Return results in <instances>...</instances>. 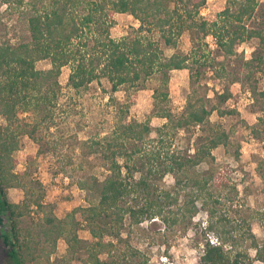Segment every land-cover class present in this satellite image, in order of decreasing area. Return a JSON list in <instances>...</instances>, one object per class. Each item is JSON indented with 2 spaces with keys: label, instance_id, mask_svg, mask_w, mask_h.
I'll use <instances>...</instances> for the list:
<instances>
[{
  "label": "trees",
  "instance_id": "1",
  "mask_svg": "<svg viewBox=\"0 0 264 264\" xmlns=\"http://www.w3.org/2000/svg\"><path fill=\"white\" fill-rule=\"evenodd\" d=\"M1 1L12 6L22 4V0ZM205 2L44 0L41 8L32 7L35 9L28 17L30 41L15 47L0 46V115L5 121V126H0V238L11 264H50L60 239L67 245V257L60 264H147L146 256L122 238L123 230L146 220H160L166 228L177 225L187 228L200 209L206 213L204 236L213 233L216 243L205 237L199 264H252L264 259V241L260 243L256 239L248 220H231L221 208L225 204L221 198L233 203L238 191L229 179V167L215 166L213 150L222 146L229 153L232 145L229 133L220 123L212 122L211 116L214 112L218 117L236 113L225 106L231 93L225 90L218 94L220 106L215 107L210 105L208 97H198L197 89L193 88L179 115L159 104L168 100L171 72L188 70L194 84L205 77L204 72L193 76L190 65L200 60L204 66L208 64L210 49L205 43L206 37L214 39L218 57L222 59L212 60L216 65L213 77L219 80L235 76L225 64L227 58L236 56L234 48L257 39L258 48L252 52V58L241 61L245 73L240 79L251 91L254 106L259 105L264 112V79L259 90L256 77L258 74L264 77V11L260 26L247 25L255 19L259 0H227L224 9L210 23L199 18ZM116 13L129 14L139 23L133 30L134 35L117 40L110 37L112 16ZM184 31L190 33L191 54H182L176 49ZM154 33L174 53L166 56L159 42L153 39ZM44 60L49 61L50 68L37 70L35 64ZM64 67L69 68L67 86L74 91L105 79L112 94L125 88L136 98L141 84L157 78L160 83L152 90V117L166 122L152 129L150 118L138 122L122 117L110 134L84 141L88 154H99L107 168L102 181L94 177L79 181V188L87 193V205L61 217L49 211L42 219L31 218L29 225L22 226L32 206L42 211L44 193L21 203L7 199L9 189L26 190L22 179L27 173L15 169L17 161L13 157L18 150V137L24 130L12 127L29 110L45 111V116H50ZM230 80L239 81L238 76ZM134 100L119 105L120 109L127 112ZM195 130L198 133L190 155L171 149L178 131L195 133ZM152 132L155 138L151 137ZM251 132L256 139L264 135V115L257 118ZM29 136L34 139L32 133ZM239 150L236 145L232 151L236 161L240 158ZM202 163L208 168L199 171L197 167ZM166 175L173 178L172 191L154 189L152 180ZM25 192L33 194L31 190ZM137 195L143 196L141 201ZM77 215L85 222L92 241L78 236L81 223ZM243 242H249L250 248L256 251L255 257L247 250L235 248ZM120 244L126 251L118 250ZM79 252H84L86 259ZM101 254L109 260L100 259Z\"/></svg>",
  "mask_w": 264,
  "mask_h": 264
},
{
  "label": "rangeland",
  "instance_id": "2",
  "mask_svg": "<svg viewBox=\"0 0 264 264\" xmlns=\"http://www.w3.org/2000/svg\"><path fill=\"white\" fill-rule=\"evenodd\" d=\"M226 1L206 0L199 10V18L209 23L214 21L217 14L224 9ZM43 2L44 0H22L20 6H12L0 0V46L15 47L30 41L28 17L32 15L35 8H41ZM259 3L260 7L256 12L255 19L247 23L248 26L258 27L262 24L260 17L264 11V0H259ZM33 6L35 8H32ZM202 12H206L207 15H202ZM112 18L114 22L110 29L111 38L117 40L127 35H134L133 30L137 29L135 26L137 21L131 15L116 13ZM152 37L159 42L166 56L174 53L173 49L164 47L163 41L157 33H154ZM205 43L210 49L208 64L204 66L200 60L190 65L193 76L196 73L199 75L204 72L205 77L194 84L189 79L188 70L171 72L167 91L168 100L159 104L174 115H179L183 111L186 97L192 94L193 88L197 89L198 97H208L210 105H215V107L220 106L218 94L225 90L231 93L225 106L235 110L236 113L218 117L214 112L211 116L212 122L220 123L222 128L229 133L232 145L229 153L222 146L213 150L215 166L217 168L229 167V179L238 191L233 203H226L225 199L221 198L222 203H225L221 208L222 211H227L231 220L240 221L241 218H246L253 235L261 243L264 241V135L260 139H256L252 135L251 127L257 125V118L263 116L264 112L261 111L259 105L254 106L251 91L240 79L245 73L241 61L252 58V52L258 48L259 42L257 39H250L237 45L234 48L236 56L226 59L227 70L230 73L233 72L235 75L233 77L238 76V82H233L235 79L230 80L233 77L228 80H219L213 77L212 73L215 71L216 65L214 66L212 60L221 61L222 59L218 57L219 52L215 48L212 37H206ZM176 46L179 53L191 54L193 45L190 33L184 31L178 38ZM169 53L171 54L169 55ZM205 55H208V52ZM35 67L37 70H48L50 64L49 61L44 60L37 62ZM210 73L211 75H209ZM68 74L69 68H62L58 78L60 90L56 103L50 109L52 111L50 116H45V111L29 110L20 115L18 122L12 127L19 126L24 130V134L18 137V150L13 154V157L17 161L15 169L26 171L27 174L22 181L26 190H31L33 194H27L24 189H9L7 199L13 203H21L30 196L34 198L44 193L42 211H37L32 206L31 214L22 220V226L29 225L32 219L34 221L42 219L44 214H49V211H52L57 217H61L63 213L87 205V193L79 188V181L89 180L93 177L102 181L107 173V168L99 154H88L89 150L85 147L84 141L99 139L110 134L116 121L122 117L138 122H144L150 118L152 129L166 122L164 119L152 117L154 111L152 90L157 88L160 83L157 78L149 79L141 84V89L134 98L133 92L125 88L112 94L110 84L105 79L94 81L87 88L74 91L67 86ZM256 77L258 78V88L261 90L264 77L259 74ZM234 89L236 90L234 91ZM210 93L211 98L209 97ZM132 99H135L134 104L129 107L127 112L120 109L119 105ZM0 126H5L4 118L1 115ZM29 133L33 134L34 139L29 136ZM197 133L196 130L195 133L178 131L173 138L171 149L190 155ZM151 137L155 138L156 134L152 132ZM236 145L240 149L238 161L232 156ZM207 168L204 163L197 167L199 171ZM135 176L138 177V174ZM152 183L153 188L157 191H172L174 186L173 178L170 175H166L163 179L156 178L152 180ZM225 193L222 194L225 195ZM136 198L141 201L143 196L137 195ZM129 201L132 202V200ZM77 219L81 223L78 236L82 240L92 241L81 216L77 215ZM205 226L206 213L200 209L188 223L187 228H182V225L166 228L160 220H146L139 226L126 227L122 232V238L127 239L128 245L146 256L147 264H199L205 237L210 242L216 243V236L213 233H207L204 236ZM254 230H258L260 235H256ZM226 247L230 248L229 245ZM235 248L247 250L248 253L253 250L250 248L249 242L239 243ZM118 250L126 251L123 244L118 246ZM79 254L82 259H86V255H83L84 252H79ZM66 257L67 245L60 239L57 242L55 254L50 258V264H60L61 259ZM99 258L109 260L104 254H101ZM0 264H11L5 255L1 238ZM252 264H264V259L254 261Z\"/></svg>",
  "mask_w": 264,
  "mask_h": 264
},
{
  "label": "clouds",
  "instance_id": "3",
  "mask_svg": "<svg viewBox=\"0 0 264 264\" xmlns=\"http://www.w3.org/2000/svg\"><path fill=\"white\" fill-rule=\"evenodd\" d=\"M202 15H207V13L206 12H202ZM135 26L138 28L139 27V23L137 22L136 24H135ZM171 53H169V55H170ZM209 75H211V73L209 74ZM211 86V85H210ZM236 89H234V91H235ZM217 91H219V89H217ZM209 97L211 98V93L209 94ZM243 103V102H242ZM214 119V118H213ZM197 219H200L199 217H197ZM255 231V234L256 235H260V233H259V231L258 230H254ZM249 255L251 256V257H255L256 256V251H254V250H251L250 252H249Z\"/></svg>",
  "mask_w": 264,
  "mask_h": 264
}]
</instances>
